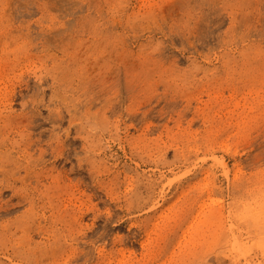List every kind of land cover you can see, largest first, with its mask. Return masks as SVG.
Returning a JSON list of instances; mask_svg holds the SVG:
<instances>
[{"label":"rangeland","instance_id":"374dc122","mask_svg":"<svg viewBox=\"0 0 264 264\" xmlns=\"http://www.w3.org/2000/svg\"><path fill=\"white\" fill-rule=\"evenodd\" d=\"M0 264H264V0H0Z\"/></svg>","mask_w":264,"mask_h":264}]
</instances>
